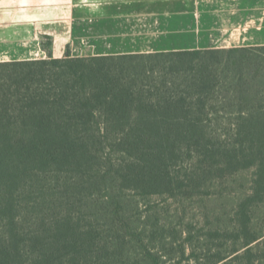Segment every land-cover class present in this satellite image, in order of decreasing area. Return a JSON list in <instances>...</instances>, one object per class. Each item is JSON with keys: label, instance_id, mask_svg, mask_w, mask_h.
<instances>
[{"label": "trees", "instance_id": "trees-1", "mask_svg": "<svg viewBox=\"0 0 264 264\" xmlns=\"http://www.w3.org/2000/svg\"><path fill=\"white\" fill-rule=\"evenodd\" d=\"M245 171L228 251L138 212ZM262 205L264 46L0 62V264H255Z\"/></svg>", "mask_w": 264, "mask_h": 264}, {"label": "crops", "instance_id": "crops-1", "mask_svg": "<svg viewBox=\"0 0 264 264\" xmlns=\"http://www.w3.org/2000/svg\"><path fill=\"white\" fill-rule=\"evenodd\" d=\"M264 46V0H0V62Z\"/></svg>", "mask_w": 264, "mask_h": 264}, {"label": "rangeland", "instance_id": "rangeland-1", "mask_svg": "<svg viewBox=\"0 0 264 264\" xmlns=\"http://www.w3.org/2000/svg\"><path fill=\"white\" fill-rule=\"evenodd\" d=\"M251 179L252 171L239 173L229 181L214 185L211 189L212 194L210 196L188 201L161 199L158 197L150 198L148 201H139L138 212L143 214L144 209L151 206L152 213L156 212L161 222L165 225L170 224L172 227H176L179 230H185L187 227H190L187 228L189 230L187 232L192 235H198L197 240L193 241L195 243L200 242L201 239H209L208 236L204 235L206 233L205 230L209 231V233L210 231L213 232V230L219 231L220 237L218 240L216 238L214 240L223 243L224 246L219 249L220 251H228L233 246L232 243L235 241L231 235L236 234L235 229H238L237 223L232 224L231 222L230 224V221L235 218V211L237 210L238 203H240L248 193ZM260 208V211L264 213V205L260 206ZM149 213L150 212H148V214ZM257 217H259L258 221L256 219ZM256 218L251 220V228L252 230L263 232L264 214H258ZM206 221L212 223L205 227ZM240 242L241 241H237V245H240ZM214 250L219 251L216 249ZM212 253H214V251H212ZM189 254L190 250H186L185 256ZM195 254L199 257H203L204 255L198 249H195ZM238 254L239 256L242 255L243 250ZM254 255L259 256L258 261L255 262V264H264V244H261L258 249L254 251ZM183 259L180 258L179 255H176L172 261H165V264H175L178 260L179 264H186L187 261H183ZM233 264H246V261L243 259L235 261Z\"/></svg>", "mask_w": 264, "mask_h": 264}]
</instances>
